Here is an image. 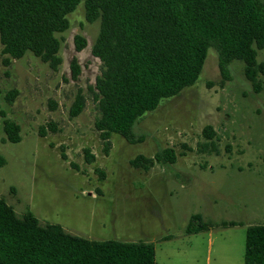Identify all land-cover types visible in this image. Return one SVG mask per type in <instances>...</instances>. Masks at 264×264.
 Listing matches in <instances>:
<instances>
[{
	"label": "rangeland",
	"instance_id": "374dc122",
	"mask_svg": "<svg viewBox=\"0 0 264 264\" xmlns=\"http://www.w3.org/2000/svg\"><path fill=\"white\" fill-rule=\"evenodd\" d=\"M68 18L69 28L57 35V70L30 53L4 66L0 55V112L21 138L6 141L0 116V199L18 216L30 212L73 236L152 243L155 264H243L246 229L264 225V88L252 91L240 61L222 79L209 48L196 83L134 125L142 142L111 134L105 151L91 93L101 66L91 54L99 23L85 21L82 3ZM75 36L86 41L80 51ZM256 60L264 64V49ZM11 90L16 96L8 103ZM77 94L85 98L83 110L70 118ZM206 126L211 141L202 134ZM165 148L175 152L174 164L147 172L130 166L137 155L151 158ZM195 215L207 229L187 235ZM228 223L234 226H222Z\"/></svg>",
	"mask_w": 264,
	"mask_h": 264
},
{
	"label": "trees",
	"instance_id": "16d2710c",
	"mask_svg": "<svg viewBox=\"0 0 264 264\" xmlns=\"http://www.w3.org/2000/svg\"><path fill=\"white\" fill-rule=\"evenodd\" d=\"M81 3L85 21L99 23L91 54L101 66L91 93L99 113L94 127L105 151L111 134L129 143L142 142L133 134L134 125L161 101L196 83L209 48L217 52L222 79H229L228 65L240 61L252 91L259 94L264 88V64L256 60L257 51L264 49L263 0H0L2 64L9 66L11 60L30 53L57 70L61 64L57 35L69 28L68 16ZM74 44L80 51L86 41L75 36ZM70 70L76 79V60ZM15 96L11 90L4 98L12 103ZM84 102L77 94L70 118L82 112ZM0 116L6 141L20 142L19 126L1 112ZM202 134L209 141L214 136L211 126ZM85 154L91 162L93 157L87 150ZM175 162V152L165 148L151 158L137 155L130 166L147 172L154 164ZM4 164L0 156V167ZM206 229L195 215L185 233ZM0 264H155V248L146 242L73 236L58 225L40 224L30 212L18 216L0 199ZM243 264H264V225L246 229Z\"/></svg>",
	"mask_w": 264,
	"mask_h": 264
}]
</instances>
